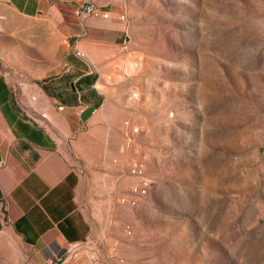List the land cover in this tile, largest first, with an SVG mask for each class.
Returning a JSON list of instances; mask_svg holds the SVG:
<instances>
[{
    "label": "rangeland",
    "instance_id": "1",
    "mask_svg": "<svg viewBox=\"0 0 264 264\" xmlns=\"http://www.w3.org/2000/svg\"><path fill=\"white\" fill-rule=\"evenodd\" d=\"M123 2L125 33L94 62L109 142L80 168L90 234L64 264H264V0ZM68 32L0 4V77L36 96L80 63ZM133 164L152 184L129 208L115 196ZM50 251L38 258L4 218L0 264Z\"/></svg>",
    "mask_w": 264,
    "mask_h": 264
},
{
    "label": "crops",
    "instance_id": "2",
    "mask_svg": "<svg viewBox=\"0 0 264 264\" xmlns=\"http://www.w3.org/2000/svg\"><path fill=\"white\" fill-rule=\"evenodd\" d=\"M123 1L91 0L107 19L76 15L84 0L0 4L23 18L52 16L68 26L73 55L79 50L95 65L100 51L118 44L125 33L118 19L126 11ZM96 76L81 61L69 64L32 97L11 89L0 77V230L5 218L38 258L48 247L57 251L83 244L90 234L80 208V170L99 160L109 142L107 123L94 116L100 106Z\"/></svg>",
    "mask_w": 264,
    "mask_h": 264
},
{
    "label": "built area",
    "instance_id": "3",
    "mask_svg": "<svg viewBox=\"0 0 264 264\" xmlns=\"http://www.w3.org/2000/svg\"><path fill=\"white\" fill-rule=\"evenodd\" d=\"M84 1L85 4L76 9V15L82 17L107 19L108 14L103 12L100 7L93 5L91 0ZM118 19L123 21L125 16L120 15ZM74 55L85 66H87L91 74H97V67H95V65L89 60L85 53L76 50ZM59 110H62V107H59ZM134 132H137V129H134ZM128 171L131 181L125 186V189L115 196L116 183H112L108 187V192L110 197H116V202L118 204L133 208L136 207L140 201L148 195L152 180L146 172L144 166L141 164H133L131 167H129ZM80 246L81 244L65 245L58 248L57 251L51 250L49 257L45 261V264H64L67 259H70L75 255L76 251L80 249Z\"/></svg>",
    "mask_w": 264,
    "mask_h": 264
},
{
    "label": "trees",
    "instance_id": "4",
    "mask_svg": "<svg viewBox=\"0 0 264 264\" xmlns=\"http://www.w3.org/2000/svg\"><path fill=\"white\" fill-rule=\"evenodd\" d=\"M0 83L2 84V80L0 79Z\"/></svg>",
    "mask_w": 264,
    "mask_h": 264
},
{
    "label": "water",
    "instance_id": "5",
    "mask_svg": "<svg viewBox=\"0 0 264 264\" xmlns=\"http://www.w3.org/2000/svg\"><path fill=\"white\" fill-rule=\"evenodd\" d=\"M0 162H1V158H0Z\"/></svg>",
    "mask_w": 264,
    "mask_h": 264
}]
</instances>
